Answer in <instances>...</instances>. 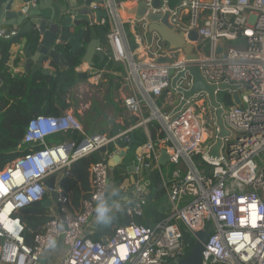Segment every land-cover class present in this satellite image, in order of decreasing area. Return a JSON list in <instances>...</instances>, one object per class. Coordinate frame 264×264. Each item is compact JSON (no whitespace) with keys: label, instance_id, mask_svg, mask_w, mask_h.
Returning <instances> with one entry per match:
<instances>
[{"label":"built area","instance_id":"obj_1","mask_svg":"<svg viewBox=\"0 0 264 264\" xmlns=\"http://www.w3.org/2000/svg\"><path fill=\"white\" fill-rule=\"evenodd\" d=\"M142 1L153 14L169 12V25L182 32L186 41L191 32L197 34L191 43L196 61L188 63L181 51H172L162 57L163 64L156 63L159 37L153 33L148 45L146 19L129 18L123 12V7ZM153 1L95 0L90 4L91 11L105 14L88 25L106 31V45L99 52L121 65L116 76L128 94L122 87L119 99L134 123L117 134L87 135L71 111L28 121L18 146L25 154L0 170V264H40L44 256L53 264H178L190 253L196 234L203 231L208 237L202 264H264V0H177L172 9L168 0H159L158 8ZM18 35L17 31L0 32V41L13 43ZM232 41L237 46L227 45ZM189 65H197L210 86L239 87L242 108L219 100L222 93L232 99L233 92H214L229 132L215 159L208 156L217 127L207 95H193L175 112L183 99L177 90L192 88L185 70ZM180 73L183 76L171 88V80ZM165 91L168 98L159 104ZM151 124L163 133L156 143L150 138ZM136 131L146 141L134 149L130 174L134 183L124 180L116 187L132 194L122 207L128 224L96 240L89 231L97 220V203L103 201L109 209L105 216L115 212L108 202L114 184L109 161L122 150H132L128 143ZM73 133L80 136L79 141H56ZM101 149L102 159L89 170V191L74 210L60 187L61 179L70 175L72 163ZM162 153L168 157L163 166L159 164ZM146 173L157 174V190L165 197L163 218L149 226L137 223L150 187ZM52 176L56 177V202L47 208L46 220L33 232L30 246L17 214L45 201L50 190L44 182Z\"/></svg>","mask_w":264,"mask_h":264},{"label":"water","instance_id":"obj_2","mask_svg":"<svg viewBox=\"0 0 264 264\" xmlns=\"http://www.w3.org/2000/svg\"><path fill=\"white\" fill-rule=\"evenodd\" d=\"M95 0H0V26L4 27H21V35H24L27 30L28 34H31L37 39L36 44L32 47L31 42L28 40V44L25 46L22 57L24 59L23 69L26 76H33L35 73L40 72L41 75L47 76L51 74L49 71L42 68L44 62L48 61L59 69L63 68L60 61L61 51L60 49H67L70 53H76L82 51L83 55L80 59L87 55L89 51L95 48V52L98 55H102L99 49L106 45V31L102 27L89 26V20L96 19L97 22L101 18H105V14L99 11H91L90 4ZM177 3V0H168L169 8H173ZM152 6L154 8L159 7V0H154ZM123 12L126 17L136 20L146 19L148 22L147 33L145 34V40L148 45L151 43V37L153 33H156L160 39V58L156 61L157 64H163V56L167 52L181 51L184 59L190 63L197 60V54L192 42L197 40V34L191 32L188 35V41H186L184 34L179 30L171 27L168 23L169 12L162 14H153L147 8L145 2H139L133 6L123 7ZM31 31V32H30ZM19 34V33H18ZM33 53H31V51ZM221 49L217 50L219 53ZM150 54L149 52H147ZM103 56V55H102ZM150 59H153L150 57ZM113 67L119 66L117 63L112 64ZM192 81V88L189 92L181 93L182 100L175 109L178 112L184 105V102L198 93H205L208 97L211 107L215 110V125L217 127V136L215 142L209 148L208 156L212 159L219 157V152L222 146V138H227L229 132L225 129L222 121V109L216 100L214 92L219 91H231L233 103L239 108H242V104L239 100L237 90L239 87H232L227 85L210 86L203 79L200 70L197 65H189L185 69ZM183 73L178 74L171 80V88H175L176 82ZM3 86V82L0 79V88ZM165 91L164 94H167ZM138 142L135 140L132 133L129 146L136 145ZM125 153L123 151L116 157H113L109 163L110 167L119 162L120 158H124ZM168 157L165 153L161 154L159 164L165 165ZM125 166V164H121ZM148 174V173H146ZM55 176H52L44 182V185L50 190L47 198L41 204L35 205L36 207L49 208L56 202V192L54 191ZM134 183L133 177L131 178V184ZM148 186V182L141 187V191L145 190ZM131 192V191H130ZM115 195L118 200L122 198L125 202L127 197H132V194ZM142 199V198H141ZM121 216H124L121 213ZM63 218L62 215H60ZM196 241L185 258L178 261V264H202V252L203 246L207 240L208 234L203 231L196 234ZM100 238L98 235L94 239ZM62 245L61 238L57 243V248L60 249Z\"/></svg>","mask_w":264,"mask_h":264},{"label":"trees","instance_id":"obj_3","mask_svg":"<svg viewBox=\"0 0 264 264\" xmlns=\"http://www.w3.org/2000/svg\"><path fill=\"white\" fill-rule=\"evenodd\" d=\"M32 47L35 46L37 39L31 34L28 36ZM12 42L0 41V66L8 59L9 49ZM60 61L64 66V70L57 73L54 79H50V83H54L60 79L74 78L80 64V59L83 55L82 51L70 53L67 49H60ZM107 62H108V58ZM105 62L104 66H107ZM110 65V64H109ZM0 79L3 86L0 88V170L6 164L13 161L15 158L24 155V150H18V146L22 140L25 127L28 121L37 116H58L62 111L68 109L64 103L60 104L61 109L54 108L53 96L54 93L47 91L45 88L32 89L30 93L26 92L23 83L17 79H13L5 71L1 72ZM60 97V96H59ZM56 98V101H58ZM226 105H233L232 99L228 94H225L223 100ZM150 138L153 143L162 139L163 133L156 126H149ZM135 139L138 143L146 141L144 135L140 131L134 132ZM80 136L77 133L67 135L65 137L56 138L57 142L64 140L79 141ZM103 150H98L95 153L84 157L71 164L69 176L61 179L60 187L69 196L71 206L75 209L79 207V200L89 191V170L92 165L99 162L103 157ZM128 162V161H126ZM125 167V166H124ZM123 167H118L113 171V181L118 187L124 180L127 173L122 170ZM150 187L148 189L147 203L144 208L143 215L137 219V223L144 226L153 225L163 218L162 207L165 203L164 193L157 190L159 179L156 173H150ZM46 208L30 207L18 212L17 216L25 225L27 232L24 239L28 245H32L33 232L40 228L46 220ZM128 224L127 218H121L119 214L110 213L105 217V225L101 229V237L96 240H101L102 237H107L111 234V227H119ZM185 241H189L188 235H184Z\"/></svg>","mask_w":264,"mask_h":264},{"label":"crops","instance_id":"obj_4","mask_svg":"<svg viewBox=\"0 0 264 264\" xmlns=\"http://www.w3.org/2000/svg\"><path fill=\"white\" fill-rule=\"evenodd\" d=\"M11 31H17L19 35L10 46L8 59L2 66H0V74L1 72L5 71L13 79H17L19 82L23 83L27 93H30L32 89L38 88H45L47 91L49 90L50 92L54 93V108L60 110L61 103L67 105L68 109L62 111V113L71 111L72 114L79 120L84 132L87 135H93L95 133L108 135L117 134L126 130L134 123V119L125 113L120 103L121 99H119V91L122 89V87L125 88L124 91L126 94H128L127 87L121 83V79L116 76V74L120 73L121 65L117 63L119 66L113 67L112 64L114 62L111 60H108L107 62L106 58L108 57L104 54H102L103 56L96 54L95 48H93L87 53L85 57L82 58V63L79 64L74 78L60 79L54 83H50V79H54L58 72L63 71L64 66L62 69H59L48 61L43 63L42 68L49 71L51 74H54V76H43L40 72L35 73L32 77L26 76L23 69L24 59L22 57V53L25 46L28 44L29 32L27 30L24 35H21V27L0 26V32L8 33ZM30 51L33 53L32 50ZM17 56L20 59H15ZM105 62H107V66H104ZM80 75H85V77ZM60 94L62 96H60ZM72 94H75L78 100H76V98L73 99ZM87 95L95 99L96 105L98 108L104 111L105 114L102 113L103 115H101L99 111L93 109V104L95 102L92 98V100H90ZM58 97L59 99L56 101V98ZM167 98L168 95L164 94L158 103L164 104ZM76 105H78L77 108ZM131 135L132 134H130V138ZM133 135L135 138L134 133ZM139 145H141V143L132 146H129L128 143V147L132 150H122L125 153L124 158H120L119 162L111 167L112 173L118 167H123L122 170L127 173L124 180H127L128 184H131V178L133 177L130 174L132 171L131 166L134 149ZM129 152V160L126 162L125 158ZM116 156H112L109 163L112 161L113 157ZM122 163L125 164V167L121 165ZM128 169H131V171L128 172ZM147 175H149V173ZM133 179L135 180L134 177ZM128 193L129 191L126 193L118 191L115 184H113L109 193L110 197L108 199L109 204L111 203V206H113V209L115 210L113 214H119L121 216V213H123L122 207L124 203L127 202H124L122 198L117 200L115 195H123ZM126 197L129 198L128 196ZM74 210L78 209H75L74 207ZM105 217L94 221L90 231L88 228L87 231H89V234L92 238L97 235L101 237V229L105 225ZM121 218L127 217L121 216ZM113 228L114 227H111V232ZM94 230L96 232H94ZM102 238L105 239V237Z\"/></svg>","mask_w":264,"mask_h":264},{"label":"rangeland","instance_id":"obj_5","mask_svg":"<svg viewBox=\"0 0 264 264\" xmlns=\"http://www.w3.org/2000/svg\"><path fill=\"white\" fill-rule=\"evenodd\" d=\"M237 44H238L237 41H232V42L227 43V45H228L229 47H235V46H237ZM60 96H62V95L60 94ZM72 96H73V99L76 98V95H75V94H72ZM224 96H225V93L219 94V100L222 101L223 98H224ZM87 97H88L90 100L93 99V101L95 102V103L93 104V109H94V110L99 111V113H100L101 115L105 114L104 111H102L100 108H98V106L96 105V101H95V99H94L93 97H90L89 95H87ZM91 98H92V99H91ZM76 100H78V99L76 98ZM77 107H78V105H76V108H77ZM102 113H103V114H102ZM208 144H209V142H207L206 144H202L201 147H202V148H205ZM129 156H130V152L128 153L127 157L125 158L126 161L129 160ZM130 171H131V169H128V172H130ZM110 202H111V200H110ZM46 212H47V210H46ZM53 263H54V261L51 260V259L48 260V259L46 258V256H44V257L41 258V260H40V264H53Z\"/></svg>","mask_w":264,"mask_h":264},{"label":"clouds","instance_id":"obj_6","mask_svg":"<svg viewBox=\"0 0 264 264\" xmlns=\"http://www.w3.org/2000/svg\"><path fill=\"white\" fill-rule=\"evenodd\" d=\"M97 199L99 200V197H97ZM95 211L97 213V219L99 220V219L105 217V215H106V213H108L109 209L105 206L103 201H99L96 205Z\"/></svg>","mask_w":264,"mask_h":264},{"label":"bare ground","instance_id":"obj_7","mask_svg":"<svg viewBox=\"0 0 264 264\" xmlns=\"http://www.w3.org/2000/svg\"><path fill=\"white\" fill-rule=\"evenodd\" d=\"M80 76L85 77V75H80Z\"/></svg>","mask_w":264,"mask_h":264}]
</instances>
